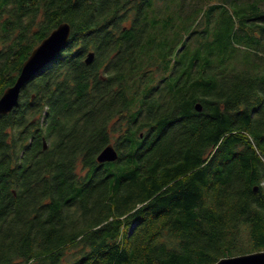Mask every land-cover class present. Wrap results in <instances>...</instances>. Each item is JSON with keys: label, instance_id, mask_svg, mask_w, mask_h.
<instances>
[{"label": "trees", "instance_id": "obj_1", "mask_svg": "<svg viewBox=\"0 0 264 264\" xmlns=\"http://www.w3.org/2000/svg\"><path fill=\"white\" fill-rule=\"evenodd\" d=\"M231 8L264 41V0H0V96L71 25L0 114V264H214L264 250V59L226 51ZM215 24V47L205 31L186 43ZM109 143L118 157L98 162Z\"/></svg>", "mask_w": 264, "mask_h": 264}, {"label": "water", "instance_id": "obj_2", "mask_svg": "<svg viewBox=\"0 0 264 264\" xmlns=\"http://www.w3.org/2000/svg\"><path fill=\"white\" fill-rule=\"evenodd\" d=\"M71 34V25L67 21L60 22L50 33L45 36L30 52L22 62L19 73L14 82L5 88L0 96V114L9 113L18 103L22 87L28 79L37 74L45 65L65 47ZM94 52L88 51L84 61L90 63L93 60ZM195 108L201 110V104L196 103ZM46 140L43 139V146L46 147ZM118 157L114 146L107 144L97 155L96 160L100 163L113 161ZM256 189V186L254 187ZM214 264H264V250H256L235 256L222 257Z\"/></svg>", "mask_w": 264, "mask_h": 264}, {"label": "rangeland", "instance_id": "obj_3", "mask_svg": "<svg viewBox=\"0 0 264 264\" xmlns=\"http://www.w3.org/2000/svg\"><path fill=\"white\" fill-rule=\"evenodd\" d=\"M233 10L231 8V14H233ZM234 15V14H233ZM259 16L258 13H255L249 10L246 14V17H256ZM236 23L234 28L230 31L229 35L231 36L233 43L230 41V37L228 32L224 29L222 33L223 41L225 42V49L229 53L234 52V54H241L248 56L250 59H264V41H258L261 39H257L256 33L251 31L250 22L241 23L239 22V17L234 15ZM260 26V25H259ZM219 28L215 24L209 27H197L193 28L185 33L186 43L190 44L197 41L201 37V32L205 31V35H208L213 42V46H216L215 37ZM205 47V51L203 54L208 52V48L205 46L206 41L201 42ZM212 45V44H211Z\"/></svg>", "mask_w": 264, "mask_h": 264}]
</instances>
